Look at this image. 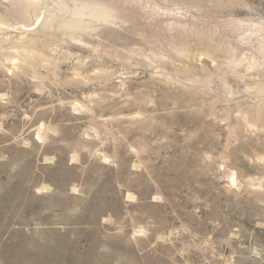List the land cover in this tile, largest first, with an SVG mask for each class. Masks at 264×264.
Returning a JSON list of instances; mask_svg holds the SVG:
<instances>
[{
    "label": "rangeland",
    "instance_id": "1",
    "mask_svg": "<svg viewBox=\"0 0 264 264\" xmlns=\"http://www.w3.org/2000/svg\"><path fill=\"white\" fill-rule=\"evenodd\" d=\"M0 264H264V0H0Z\"/></svg>",
    "mask_w": 264,
    "mask_h": 264
},
{
    "label": "bare ground",
    "instance_id": "2",
    "mask_svg": "<svg viewBox=\"0 0 264 264\" xmlns=\"http://www.w3.org/2000/svg\"><path fill=\"white\" fill-rule=\"evenodd\" d=\"M11 1H12V0H11ZM99 4H100V3H99ZM21 7H22V6H21ZM26 8H27V7H26ZM34 9H35V8H34ZM26 11H27V10H26ZM26 11H25V12H26ZM27 12H28V11H27ZM41 12H42V11H41ZM41 12H40V13H41ZM23 13H24V12H23ZM34 13H35V12H34ZM43 13L47 14V13H48V9L45 8V10H43L42 14H43ZM19 14H20V13H19ZM35 14H36V13H35ZM22 15H23V14L21 13V16H22ZM24 16H25V15H24ZM29 18H30V17H29ZM38 19H39V18H38ZM44 25H45V22L43 21V23H41V26H44Z\"/></svg>",
    "mask_w": 264,
    "mask_h": 264
}]
</instances>
